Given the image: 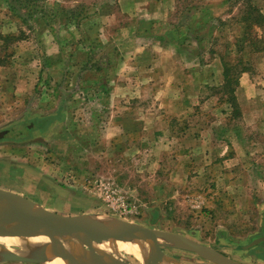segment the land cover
<instances>
[{"label": "rangeland", "instance_id": "rangeland-1", "mask_svg": "<svg viewBox=\"0 0 264 264\" xmlns=\"http://www.w3.org/2000/svg\"><path fill=\"white\" fill-rule=\"evenodd\" d=\"M0 1V64L5 66L0 67V93L7 79L19 82L24 96L20 101L0 98V131L9 130L0 142L27 147L20 158L0 153V188L36 197L32 200L60 214H105L180 233L242 259L238 246L261 234L264 224V49L257 50L247 36L243 16L250 5L264 15V0ZM73 16L77 29L66 24ZM40 31L46 37L39 38ZM253 32L264 47V25L255 24ZM82 33L101 34L98 44L85 46L94 55L104 51L99 60L103 65L109 60L106 78L125 80L122 52L142 51L136 55L145 63L142 70L138 65L129 76L149 82L142 89L129 86L131 95L140 93L125 104L132 116L140 109L168 113L159 104L169 93L153 86L176 84L168 89L171 98L186 102L172 108L173 120L167 122L171 137L148 133L138 144L141 136L137 141L134 135L127 140L117 136L109 145L89 140L85 146L78 135L90 111L88 100L68 110L79 122L72 128L61 120L53 123L59 114L35 115L43 110L42 97L64 98L81 85L72 56L74 37ZM57 40L64 54L51 57L46 67ZM143 50L156 56H145ZM162 51L164 58L157 57ZM79 61L86 62L82 55ZM226 66L234 79L230 87L224 84ZM107 98L98 104L102 111L111 108ZM51 123L50 130L39 131ZM162 248L181 264H211L185 248ZM123 255L128 263L141 264ZM0 264L49 263L2 255Z\"/></svg>", "mask_w": 264, "mask_h": 264}, {"label": "crops", "instance_id": "crops-1", "mask_svg": "<svg viewBox=\"0 0 264 264\" xmlns=\"http://www.w3.org/2000/svg\"><path fill=\"white\" fill-rule=\"evenodd\" d=\"M12 0H8V3H10V5ZM31 3V2H30ZM32 4V3H31ZM1 1H0V14H1ZM12 9V8H11ZM1 16V15H0ZM33 18H37L36 20H38L40 22V19H44V20H49L45 19L44 16L43 17H39V16H34ZM75 17H71L69 19H67L66 24L67 26H69L70 28L75 27V29L78 28V26H76L75 24ZM52 20V19H51ZM51 23V22H49ZM3 24V19H0V25ZM52 25V24H51ZM50 29L51 26H50ZM35 31V29H34ZM38 31V30H37ZM52 31V30H49ZM3 32V31H2ZM38 37L40 38L42 35V31L37 33ZM99 35H101L100 33H98ZM103 34V33H102ZM46 33L43 32V37H46ZM97 34H91L85 36L80 35L79 37L76 36V38L74 37V42H73V46H75V48H77L74 51V55L72 57H74V60L78 63L76 66V69L74 70V74L79 78V81L81 82V85H79L77 88L72 89V94H68V96L66 97H62L60 96H44L42 97V101H43V110L40 111L41 113H35L36 116H40V117H44L50 114H59V118L57 120H55V122L53 123H58V121L64 123L67 122L69 128L73 127V125H75L76 123H79L75 116L72 114L68 113V110L71 107H74V105H77L76 107L79 106V104L81 103H85L87 102L86 100L89 101V104L91 105V107H89L88 112H85V117L83 120H81V131L79 132V137L82 139V142L86 143L85 146L87 145V143L89 142V140L94 141H104L107 143V145L110 144V141L119 136V137H123V139L128 138L130 135H134L136 137V141L137 138L141 136L138 144L141 143L142 138H144V140L147 138L148 133H151V135L153 137H155V135H168L169 137H171V135H173V129L169 128L168 125V120L171 118V112H172V108L174 107H180L182 105H185L184 103L186 102L185 100H183L184 103H179L177 101H174V99H172V92L171 90L168 91V89H172V88H176L174 83L169 82L166 84L157 85V86H153V88H157V87H162L165 88L167 91V93H169L168 96H163L160 102V106L164 107L166 106L167 109L169 110L168 113L165 112H150L147 109H140L139 111H136L134 116L131 115V113L129 112V110H127L126 108V103L127 101H129L132 98H135L137 96L140 95V93L138 95H131L132 91L129 90V86H131V84H133V86H137L139 88H146L148 87V79L145 78V81L143 79L138 80L136 78V80H132L131 77L133 79H135L134 76H129L130 71L133 69L138 68L139 65V69L142 70L143 68V64H145L144 62H142L143 60L138 61L136 55L138 54V57H141L143 54L141 53L142 51H138L137 53L132 52V54H130L129 52L123 51L122 55L123 57L126 58V60L123 62L124 64H122L121 67V71H122V75L125 76V80L122 79V81H120V79L116 80V78H110L109 76H107L106 78V65L108 66L109 64V60H107L106 62L101 63L99 59H101L103 56L100 54H104L102 52H100V54L98 55H94L90 50L86 51L88 46H85V42H89V41H93L94 43L98 44V42H100V37ZM7 36V35H6ZM4 36V37H6ZM50 37V36H49ZM161 37H163V35H161ZM90 38V40H89ZM160 38V37H159ZM92 39V40H91ZM107 39V37H106ZM103 40V38H102ZM57 42L59 43L58 49L57 50H53L52 52H48L46 59H45V65L46 67H48V65H51V63H49L51 57L56 56V57H62V55L64 54L63 51V46H60V42L57 40ZM53 45V44H52ZM110 46V44H109ZM142 50V49H141ZM73 52V51H72ZM78 52V53H77ZM80 52V53H79ZM106 52V50H105ZM144 55L147 56L149 55V52L151 55H154L153 51H145L143 50ZM77 53V54H76ZM83 56L84 59L86 60L85 64L80 62V56ZM113 54H108V56L110 57ZM163 57L165 56V54L162 52H158L157 53V57ZM79 57V58H78ZM103 61V59H102ZM142 62V63H141ZM0 67H5L2 66L3 64H0ZM148 66H150V63H148ZM126 67H128V69H126ZM154 67V65L152 66ZM190 67L185 65V68ZM163 70V66L160 67ZM154 71L157 70V68L153 69ZM187 72L191 69H185ZM244 72V71H242ZM2 81V80H1ZM172 81V80H171ZM157 82V80L155 81ZM2 90L0 93V98L2 100H15V101H20L24 98V96H22L23 98H21V93L19 89L20 83H8L7 79L5 81H2ZM40 84H38L39 87ZM36 87L34 86V92L36 90ZM68 87V85H67ZM110 87V88H109ZM112 89L113 88V92L111 93L110 90H106V89ZM92 90V95L87 96V92L88 90ZM58 91V90H57ZM75 91V92H73ZM105 93L102 98L100 97L101 95L99 93ZM23 93V92H22ZM110 93V98H107L105 95ZM4 97V98H3ZM106 99V101L110 100V104L109 107L111 105V108H109L108 111H102L101 108L98 106V104H101V100L102 99ZM178 103V104H177ZM3 104V103H2ZM12 104V103H11ZM44 106L46 107V110L44 109ZM122 106V107H121ZM2 107V105H1ZM36 110V109H34ZM76 120V121H75ZM171 120H173L171 118ZM72 122H74L72 124ZM53 123H51L49 126L47 125L46 127H41L39 128V131H41L42 134H44L46 131L50 130L51 126L53 125ZM33 125V123H32ZM91 128L92 130H88V128ZM82 128L84 130H82ZM8 129L4 130V134L5 132H7ZM76 130V129H75ZM85 130L87 132H85ZM77 131V130H76ZM72 133V132H71ZM189 133V132H188ZM3 134V135H4ZM76 137L77 134L75 135ZM3 137V136H2ZM127 140V139H126ZM4 142V141H3ZM0 142V153H7L9 155H11V158H13L14 156L20 158L25 156V154H27V147H18L17 145H11L8 143H3ZM78 142L81 146H83V143H80L79 138H78ZM137 143V142H136ZM136 143H133L134 145H136ZM32 145V144H31ZM29 146V145H28ZM35 149V148H34ZM36 150V149H35ZM3 162H7V160H2ZM3 166H6V164H4ZM72 178H74V175L72 176ZM15 193V192H14ZM20 194V193H18ZM28 198V197H26ZM29 199H35L37 200L38 198H29ZM46 207V206H45ZM48 208V207H46ZM49 209V208H48ZM51 210V209H50ZM74 213V212H73ZM72 213V214H73ZM263 229H262V233L258 234L257 236L263 235L264 234V224H263ZM255 236V237H257ZM253 237L251 240L248 241V243H246L245 245L240 244L238 246V249L240 251L239 256L242 259H236L233 258L237 261H239L242 264H264V241L255 244L253 246L247 247V245L255 238ZM230 239V238H229ZM203 244V243H202ZM200 257H202L201 255H199ZM229 257H231L230 255H227ZM238 256V257H239ZM203 258V257H202ZM208 260V259H207ZM210 261V260H208ZM211 264H217L214 263L213 261H210ZM256 262V263H255Z\"/></svg>", "mask_w": 264, "mask_h": 264}, {"label": "water", "instance_id": "water-1", "mask_svg": "<svg viewBox=\"0 0 264 264\" xmlns=\"http://www.w3.org/2000/svg\"><path fill=\"white\" fill-rule=\"evenodd\" d=\"M3 134L4 131H0V137ZM0 226L1 236L45 238L38 242L44 253L42 259L33 260L15 252H6L3 255L6 260L49 263L52 257H59L66 264H107L94 252V241L98 238L117 239L118 233L125 230L131 241L138 242L150 255H156L161 264H181L165 253L162 248L165 244L191 250L217 264H242L180 233L150 228L141 223L99 213L60 214L32 199L2 188ZM67 239L71 240L70 250L63 245ZM262 241L264 234L255 237L247 247Z\"/></svg>", "mask_w": 264, "mask_h": 264}, {"label": "bare ground", "instance_id": "bare-ground-1", "mask_svg": "<svg viewBox=\"0 0 264 264\" xmlns=\"http://www.w3.org/2000/svg\"><path fill=\"white\" fill-rule=\"evenodd\" d=\"M44 240V237L38 239L36 237L0 235V256L2 257L6 252H15L29 259H42L44 253L38 242ZM94 243L92 245L94 252L107 264H130L126 261L123 253L131 255L134 260L141 264H161L156 255H150L146 250L142 249L138 242L131 241L125 230L118 233L117 239L98 238ZM63 245L70 250L71 240H65ZM49 263L66 264L59 257H52Z\"/></svg>", "mask_w": 264, "mask_h": 264}, {"label": "trees", "instance_id": "trees-1", "mask_svg": "<svg viewBox=\"0 0 264 264\" xmlns=\"http://www.w3.org/2000/svg\"><path fill=\"white\" fill-rule=\"evenodd\" d=\"M243 19H244L243 21L246 23V34H247V36H250V38H251L254 46L257 48V50H263L264 47H261L258 45V42H261L262 40L258 41L256 36H254L253 27L255 26V24H257L260 27L264 25V15L262 13H260L256 7L250 5V9L246 11V15L243 16ZM7 37H8V35L5 38H7ZM262 43H264V42H262ZM225 68L226 69L224 71V75H225L224 84L227 87H230L231 82L234 81V79H231V77L229 76V71H230L231 67L226 66ZM245 70H247V69H245V68L241 69V71H245ZM232 96H233V98H235L233 94H232ZM233 105H235V104L233 103Z\"/></svg>", "mask_w": 264, "mask_h": 264}, {"label": "flooded vegetation", "instance_id": "flooded-vegetation-1", "mask_svg": "<svg viewBox=\"0 0 264 264\" xmlns=\"http://www.w3.org/2000/svg\"><path fill=\"white\" fill-rule=\"evenodd\" d=\"M7 131H9V130H7Z\"/></svg>", "mask_w": 264, "mask_h": 264}]
</instances>
